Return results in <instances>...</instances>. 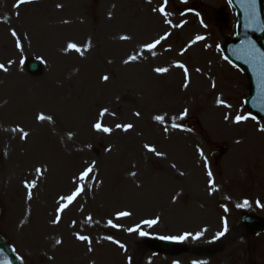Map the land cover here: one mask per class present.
I'll return each instance as SVG.
<instances>
[{"label":"rangeland","instance_id":"rangeland-1","mask_svg":"<svg viewBox=\"0 0 264 264\" xmlns=\"http://www.w3.org/2000/svg\"><path fill=\"white\" fill-rule=\"evenodd\" d=\"M162 5L0 0V64L7 68L0 70V235L23 264H264V233L248 235L242 224L245 215L264 220V123L246 108V77L222 53L235 40L237 16L229 0H167V16ZM69 42L81 51H65ZM30 61L38 74L27 72ZM179 63L188 69L187 88ZM40 114L52 120L38 121ZM237 115L246 119L234 123ZM97 120L112 132L94 130ZM118 123L133 127L125 132ZM18 127L29 133L25 140ZM220 147L227 153L213 162L209 154ZM89 165V178L79 182ZM38 167L47 170L38 174ZM77 183L84 190L53 224L59 197ZM122 211L131 215L118 218ZM153 219L151 227L143 223ZM185 233L174 241L187 250L177 257L144 248Z\"/></svg>","mask_w":264,"mask_h":264},{"label":"water","instance_id":"water-1","mask_svg":"<svg viewBox=\"0 0 264 264\" xmlns=\"http://www.w3.org/2000/svg\"><path fill=\"white\" fill-rule=\"evenodd\" d=\"M238 16L237 41H228L224 45V54L228 60L236 64L247 76L250 85V96L247 107L257 113L264 120V48L257 38L264 34V25L261 14V0H230ZM27 71L33 75L38 74V65L31 61L27 63ZM226 152L221 148L211 154L217 161ZM244 225L249 232L264 230V222L245 217ZM153 251L165 255H178L184 248L166 242L157 241L146 244ZM0 264H21L0 237Z\"/></svg>","mask_w":264,"mask_h":264},{"label":"snow or ice","instance_id":"snow-or-ice-1","mask_svg":"<svg viewBox=\"0 0 264 264\" xmlns=\"http://www.w3.org/2000/svg\"><path fill=\"white\" fill-rule=\"evenodd\" d=\"M31 2V0H19V3H29ZM166 3H167V0H164V5L160 6L158 11L160 12L161 15H164V16H167V13L165 11V6H166ZM252 4L254 6L255 4V0H252ZM19 6V4H17V7ZM57 7H61V5H57ZM154 10H157V9H154ZM66 22V21H65ZM166 23H168L169 21H167V19L165 20ZM179 26V25H177ZM12 35L15 37L17 36V33L15 31L12 32ZM130 37L128 36H121L120 39L122 40H127L129 39ZM167 38V34L165 36H162L160 37V39L154 41L153 43H150V44H146L144 45V48H146L147 50L151 51L153 48H155L161 40L163 39H166ZM199 39H202V37H197V40ZM16 46L17 48L20 47V42L19 40H17V43H16ZM87 47V46H86ZM68 50H75L77 52H80L81 49L80 47L75 44V43H72V42H69L67 44V47L65 49V51H68ZM136 57L135 56H131L128 58V60H125L124 63H128L129 61L131 60H135ZM11 63V62H10ZM177 67L183 69L184 71V85L183 87L184 88H187L189 86V73H188V69L185 67L184 64L182 63H179L176 65ZM0 70H3V71H7V68L4 66V64H0ZM154 71L158 74H163V73H166L168 71L167 68H164V67H157L154 69ZM197 72L200 71V69H196ZM102 79L104 81H107L109 79V77L107 75L103 76ZM218 103H223L222 101H219L218 100ZM226 107H228V105H225ZM108 109L107 108H104L100 111L99 113V116L100 117H103L105 116L107 113H108ZM188 113V109H184L183 112L181 113L179 119H183L184 116H186ZM112 115H115V113H112ZM137 116H139V113H136ZM36 119L38 121H45V120H48V121H51L52 118L50 116H45L44 114H40L36 117ZM153 119L161 124L164 123L165 121V117L163 115H156L153 117ZM225 120H228L229 117L226 115L224 117ZM244 119H246V117L244 116H241V115H237L235 116L233 122L234 123H240L241 121H243ZM93 129L98 131V132H103V133H111L112 132V129L110 127H106V126H103L101 121L100 120H97L96 123H94L92 125ZM117 129H122L123 131L127 132L128 130H130L133 125L132 124H116L115 126ZM180 125L177 124V123H172L171 124V128L175 129V128H179ZM13 131H17L20 133V139L21 140H25L28 136H29V133L27 131H24L22 128H16V129H13ZM165 132L168 131V128H165L164 129ZM259 131H262L264 132V128H261L259 129ZM69 136L71 137V134H69ZM239 142V141H237ZM144 148L148 151V152H152L154 153L156 156H162L163 153L159 152L156 150V148L154 146H151L149 144H145L144 145ZM201 155L203 156V153H201ZM93 166L94 165H89L87 167L84 168L83 171H81L79 177L77 178V180L79 182H82V181H85L86 179L89 178V174L92 172L93 170ZM173 167H175V165H173ZM205 167L207 168V164L205 163ZM47 169H41V168H36V172L38 174H40L42 171H46ZM131 175L135 176L136 173H131ZM181 175H183V173H181ZM207 175L209 177V184L212 183V180H211V177H212V173L211 171H208L207 172ZM27 188H32V187H35V184L32 183V184H26L25 185ZM84 190V185L82 183H77V186L75 187V190L72 191L70 194H66V195H61L59 197V200L57 201L58 203V207L56 208V214H55V219L52 220V223L53 224H58L61 220V215L60 213H62L65 209L68 208L69 205H71L73 203V201L80 195V193ZM211 194V193H210ZM29 199H31V193H29ZM248 204V201H244L242 205H237L238 207H243V206H246ZM131 215L130 212H127V211H122V212H118L117 213V217L120 218V217H127ZM89 220H91V217H88ZM75 223V222H73ZM144 224L148 225L149 227H151L152 225L156 224L157 223V220L153 219V220H145L143 221ZM108 224L112 227H117V225L113 224L111 220L108 221ZM138 227V226H137ZM136 229H128L129 232L131 231H134ZM227 231V228L225 227V230L224 231H221L219 233H217V237H220V236H223L224 235V232ZM202 233H197L196 235L192 236V239H198L199 236L201 235ZM75 235V238L79 241H87L90 243V240H89V237L88 236H85V235H80L79 233H74ZM140 235H145V233L141 232ZM191 234L190 233H185L183 235H180V236H170V237H161V239H170V240H173V241H184L185 239H187ZM106 239H111V237H106ZM62 241L57 239L56 240V244L59 245L61 244ZM121 247H123V245H121ZM88 251H92V248L89 247L88 248ZM193 264H196V262H193Z\"/></svg>","mask_w":264,"mask_h":264}]
</instances>
